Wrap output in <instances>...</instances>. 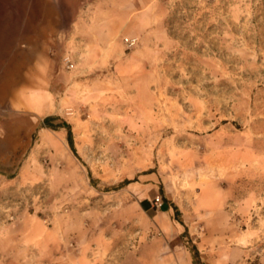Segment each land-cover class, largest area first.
Here are the masks:
<instances>
[{"label": "rangeland", "instance_id": "374dc122", "mask_svg": "<svg viewBox=\"0 0 264 264\" xmlns=\"http://www.w3.org/2000/svg\"><path fill=\"white\" fill-rule=\"evenodd\" d=\"M73 1L0 0V46L21 52L0 77L1 130L21 126L20 156L0 133V238L49 230L61 252L106 235L120 253L165 235L194 264H264V0H153L141 37L101 53L79 40L105 6ZM144 174L179 209V237L123 186ZM32 247L23 264H44Z\"/></svg>", "mask_w": 264, "mask_h": 264}, {"label": "crops", "instance_id": "0c3cea01", "mask_svg": "<svg viewBox=\"0 0 264 264\" xmlns=\"http://www.w3.org/2000/svg\"><path fill=\"white\" fill-rule=\"evenodd\" d=\"M97 1H101L105 6L107 12L103 14L106 19L104 20V27L97 22L87 25L89 28L87 35L83 36L79 43L84 46H88L90 51L94 53H101L102 50L106 52H111L113 46L117 45V41H121L124 38L125 42L129 39H139L142 32L151 24V13L153 7V0H74L75 4L85 3V4H95ZM151 11V12H150ZM150 12L149 18L145 16ZM50 21L54 20V16L50 15ZM5 20V14L0 13V22ZM29 20L35 21V24H31V29L38 28L37 15ZM53 27V24H50ZM5 28L4 23H0V29ZM106 28V31L102 30ZM4 40V39H3ZM16 38L11 40L12 48L8 51L4 47L0 46V77L2 79L6 76L4 74V69L6 68L7 56L5 53L10 54L9 59H13L16 63H20L21 52H17L14 47V41ZM20 53V54H16ZM95 59V58H94ZM14 63V65H15ZM14 67V66H13ZM60 76V74H59ZM20 79V77H18ZM61 76L58 78L60 79ZM20 80L14 83H19ZM5 82L0 81V84ZM29 85L34 84L31 78L26 81ZM59 80H54L51 84H58ZM4 91L0 89V100H4ZM16 94V93H15ZM5 129L1 130L0 133L6 132L9 135L10 142L12 146L9 155L16 157L21 154V144L19 139V134L21 131V126L16 121L3 124ZM16 135L17 143H16ZM129 183L123 186H131V191L133 196L136 197L139 210L142 214L151 219L153 225L157 229H167L170 234L179 237L183 232H185V225L182 215L177 206L173 201L163 193L162 189L154 184L155 178L152 174H144L141 176L140 182H133L127 180ZM161 193V194H160ZM157 196H160L162 201L160 207H155L153 205V200ZM174 207L177 208L179 215L176 217L181 222H178L174 216ZM170 229V230H169ZM50 231L46 230L47 235L46 243L43 244L38 237L34 240L24 243L23 240L17 237L0 238V264L2 261L12 259L17 264H23L22 260L27 259V254L33 249L31 246L45 245V248L49 250L46 256V261L44 264H194L195 257H200L197 249V255H184L181 256L177 252L171 251L170 243L167 236H163L162 239L149 238L140 244L137 250H131L128 248L123 249L120 253L115 252V242L110 237L106 235L96 236L89 240L85 237L83 241L78 239L69 244L72 249L64 248L61 252H55V247L53 241L50 239ZM31 260V258H30Z\"/></svg>", "mask_w": 264, "mask_h": 264}, {"label": "trees", "instance_id": "16d2710c", "mask_svg": "<svg viewBox=\"0 0 264 264\" xmlns=\"http://www.w3.org/2000/svg\"><path fill=\"white\" fill-rule=\"evenodd\" d=\"M45 121H46V120H45ZM67 141H68V143H69V145H70L71 151H72L73 154H74L75 151H74V149H73V147H72V136H71V131H70L69 128H67ZM127 183H129V181L125 180V181L123 182V185H125V184H127ZM178 215H179V212H178L177 208L174 207V216H175V219H176L178 222H181L179 219L176 218ZM194 255H195V256L197 255V251H196V250H194Z\"/></svg>", "mask_w": 264, "mask_h": 264}, {"label": "built area", "instance_id": "2783aa9c", "mask_svg": "<svg viewBox=\"0 0 264 264\" xmlns=\"http://www.w3.org/2000/svg\"><path fill=\"white\" fill-rule=\"evenodd\" d=\"M135 40H130L129 42V46H132L134 44ZM161 205V199L159 197H157L155 200H154V206L155 207H160Z\"/></svg>", "mask_w": 264, "mask_h": 264}]
</instances>
